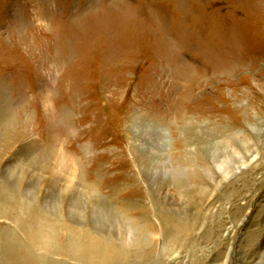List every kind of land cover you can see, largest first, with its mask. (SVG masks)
I'll list each match as a JSON object with an SVG mask.
<instances>
[{
  "label": "rangeland",
  "instance_id": "1",
  "mask_svg": "<svg viewBox=\"0 0 264 264\" xmlns=\"http://www.w3.org/2000/svg\"><path fill=\"white\" fill-rule=\"evenodd\" d=\"M7 110L0 264H264V0H0Z\"/></svg>",
  "mask_w": 264,
  "mask_h": 264
},
{
  "label": "bare ground",
  "instance_id": "2",
  "mask_svg": "<svg viewBox=\"0 0 264 264\" xmlns=\"http://www.w3.org/2000/svg\"><path fill=\"white\" fill-rule=\"evenodd\" d=\"M3 113V112H2ZM11 113L12 112H10V110H7V112H5L4 114H2L1 115V125H5L6 126V124L7 123H10L11 121H12V119H11V121H10V117H12V115H11ZM141 126H140V123H136V125H135V127H134V132L135 133H137V134H139L140 133V131H141V128H140ZM148 131V130H147ZM164 141V140H163ZM33 159V158H32ZM31 159V160H32ZM27 160V159H26ZM30 161V160H29ZM34 161V160H33ZM27 163V162H26ZM32 164V163H31ZM34 165V164H33ZM25 167H27V168H25ZM28 167H30L29 166V164L28 165H26V166H21V165H18V166H16V165H11L10 166V164H9V166H7L6 167V179L4 180V182H5V192L6 193H9V194H12V195H14L15 197H16V199H22V200H24L23 199V196L21 195V194H24V192L21 190V184H22V182H23V180H24V178H25V176H26V173H27V171L25 170V169H29ZM25 171H26V173H25ZM158 174V173H157ZM74 188V187H73ZM57 189V187H55L54 189H51L50 190V192H49V194H56V190ZM73 190V189H72ZM71 190V191H72ZM74 191H75V194H73V196H71L72 197V206H71V209H70V213H71V216H73V215H75V217H76V214L77 215H79L80 213H81V211H79V210H76L74 207H75V205H76V199L78 198V192H79V190L78 189H74ZM31 192V190L29 189L28 191H26L25 192V194H31L30 193ZM80 193V192H79ZM79 196H81V195H79ZM74 198V199H73ZM82 199V198H81ZM75 201V202H74ZM52 202V201H51ZM49 203V204H47V209H49L50 211H58L59 209H58V202L57 201H55V202H53V203ZM29 207H27V210L29 211V212H27V214L29 213V216H30V214H32L33 213V211H35V213L34 214H36V219H35V222L33 223V224H31V225H27V227H29V228H31L32 230V232H37V231H41L42 229H45L46 227H48L49 225H47V224H49V220H51V219H49V217L44 213V212H42L41 210H40V208L38 209V206H36V205H28ZM31 207V208H30ZM32 209V210H31ZM102 210V207H98V210L96 211L97 213L96 214H99L100 216H102V217H104V218H106V221L107 222H105V223H102L101 224V226H105V225H107L108 223V225L110 226V227H115L116 226V224L115 223H113L112 221L110 222V220L108 221V218H109V213H106V212H104V211H101ZM83 213V212H82ZM54 223H59V221H58V219L57 220H52ZM28 223V222H27ZM99 225H100V223H99ZM22 227V226H21ZM42 233V235L44 234L43 232V230L41 231ZM29 235V234H28ZM32 235V234H31ZM41 236V235H40ZM7 237V236H6ZM38 237V236H37ZM8 239V238H7ZM11 239V238H10ZM34 239V238H33ZM40 240V239H39ZM72 240V239H71ZM74 241V240H73ZM79 242V241H78ZM133 242V241H132ZM34 243V242H33ZM81 243V242H80ZM80 243L78 244V248H79V246H80ZM73 244V243H72ZM84 244V243H83ZM35 245V244H34ZM92 248L90 249V252H89V254H88V257L89 258H94V254L95 253H97V252H100V245L98 244V242H96V244L94 243V244H92ZM15 247H17V246H15ZM35 247V246H34ZM72 247V246H71ZM15 249V248H14ZM13 249V250H14ZM76 249H77V247H76ZM75 250V249H74ZM98 250V251H97ZM59 251V250H58ZM17 252H18V250H17ZM76 252V251H75ZM80 252V250L78 249V253ZM102 252V251H101ZM28 256V255H27ZM86 256H84V254H82L81 252H80V254L78 255V259L80 258V259H83V258H85ZM20 260V259H19ZM27 261V260H26ZM20 263V262H19Z\"/></svg>",
  "mask_w": 264,
  "mask_h": 264
}]
</instances>
